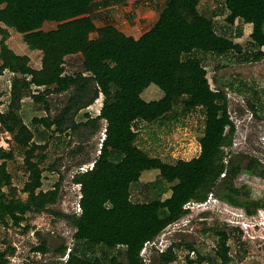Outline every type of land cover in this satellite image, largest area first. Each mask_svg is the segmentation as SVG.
Instances as JSON below:
<instances>
[{
  "label": "trees",
  "instance_id": "trees-1",
  "mask_svg": "<svg viewBox=\"0 0 264 264\" xmlns=\"http://www.w3.org/2000/svg\"><path fill=\"white\" fill-rule=\"evenodd\" d=\"M202 1L206 0H165L153 26L134 37L111 23L97 26L91 15L92 9L124 0H0V75L5 70L13 73L10 100L5 110L0 109V127L23 149L28 172L23 199L15 195L6 166L12 151L0 145V223L7 225L10 220L20 226L27 213L46 209L58 195L59 181L52 188H40L42 169L35 151L44 146L33 140L34 130L20 115L23 98L30 97L45 111L33 115L30 123L51 133L105 121L92 168L72 176L73 182L80 183L81 211L56 212L74 228L67 258L33 264H146L141 255L144 244L185 215L187 202H202L210 194L248 213L259 211V202L242 199L232 182L222 147L230 143L225 129L231 125L227 102L222 87L210 86L203 61L207 54L233 53L256 59L264 55V0H222L221 10L199 9ZM221 11L226 12L223 24L238 21L251 25L248 39L256 46L254 51L244 52L231 33L216 29L214 16ZM48 22L55 26L43 28ZM9 28L20 34L29 50L40 53L38 67L30 63L27 53L8 45ZM77 55L79 69L67 71ZM150 84L157 86L161 95L144 98L142 91ZM61 92L68 95L52 115L49 94ZM100 92L99 112L85 121H75L78 110L93 103ZM1 96L2 90L0 106ZM196 107L204 116L197 155L167 162L136 143L138 132L133 125L137 121L151 122L169 113L180 118ZM258 166L257 159L249 158L236 161L233 167L240 173ZM144 173L156 175L146 180L144 187L153 188L160 182L170 190L169 195L133 200L132 185ZM214 232L217 237L210 254L196 251L192 242L173 240L158 252L159 263L173 264L186 246L185 264H227L231 260L229 232L226 227ZM67 247L61 244L55 251L62 256ZM6 248L0 249V264L7 262ZM35 250L42 254L48 250L44 239ZM190 252L195 256L190 257Z\"/></svg>",
  "mask_w": 264,
  "mask_h": 264
},
{
  "label": "rangeland",
  "instance_id": "rangeland-1",
  "mask_svg": "<svg viewBox=\"0 0 264 264\" xmlns=\"http://www.w3.org/2000/svg\"><path fill=\"white\" fill-rule=\"evenodd\" d=\"M165 0H124L121 4L92 9L91 15L97 26L111 23L126 34L138 37L149 28L163 6ZM222 0H206L199 4V9H222ZM220 9V10H221ZM223 12V13H222ZM225 11L214 16L218 31H227L233 35L234 41L242 43L244 52L254 51V46L248 39L251 25L235 21L233 24H223L221 21ZM55 23L48 22L43 28H52ZM13 43L17 35V50L30 56V63L40 65V53L31 51L22 41L20 34L11 30ZM80 56L73 57L74 63L67 71L79 69ZM218 63V69L214 65ZM210 86L222 87L231 125L226 126L230 143L222 146L228 168L231 169V179L238 189L239 196L249 201H258V212H246L241 207H233L221 202L211 195L208 202L202 206L190 204L189 211L177 221L167 225L154 239L141 250L146 264H160L158 252L171 241L192 242L196 251L208 255L212 252L217 235L214 229L226 227L229 232L227 244L230 248L231 260L227 264H264V55L259 58H246L245 55L233 53L215 56L207 54L203 61ZM12 74L5 70L0 76L2 90L1 110H5L10 100V80ZM214 77H217L215 80ZM153 86V88H151ZM150 87V90H149ZM157 86L150 84L142 91V96L152 99L159 95ZM67 92L49 94L50 112L57 113ZM102 98L94 100L88 106L78 110L75 121H85L99 111ZM43 109H38L30 97L21 100L20 115L34 130L33 140L44 147L35 151L39 167L42 169V185L40 188H52L59 181L56 200L40 212L26 214V220L20 226L9 220L7 225L0 223V249H7L6 264H21L23 262L37 263L61 259L55 249L66 244L71 246L74 228L68 219L56 212L66 214L75 212L79 189L72 181V175L79 166L92 161L97 155L100 141L103 137L105 122L100 120L98 126L94 123L80 125L75 129L51 133L43 126L30 123L33 115H44ZM203 112L200 107L191 109L184 117H174L169 113L154 121H137L134 128L138 132L136 143L150 155L157 156L167 162L177 159H189L199 152V139L203 129ZM94 124V126H93ZM0 145L12 151V157L6 160V166L11 174V185L15 195L23 199L26 193L22 190L28 178V172L23 163V149L14 142L11 133L0 127ZM255 158L260 166L252 172L235 169L236 161H246ZM155 174H141L137 183L131 188V198L135 201L148 200L151 196L164 198L170 190L165 185L156 182L153 188L144 187V182L154 179ZM8 190L7 187H4ZM28 223L26 230L23 225ZM45 240L48 250L42 254L35 250L42 240ZM188 251L186 246L179 250L180 259L173 264H185L182 259ZM195 253L190 252V257ZM203 261L202 264H211ZM214 263V262H213ZM215 264V263H214Z\"/></svg>",
  "mask_w": 264,
  "mask_h": 264
},
{
  "label": "built area",
  "instance_id": "built-area-1",
  "mask_svg": "<svg viewBox=\"0 0 264 264\" xmlns=\"http://www.w3.org/2000/svg\"><path fill=\"white\" fill-rule=\"evenodd\" d=\"M83 74H88V72H87V71H84ZM100 97L102 98V93H101V92L99 93V95H98V97L95 99V101L98 100V99H100ZM101 102H102V100H101ZM100 104H101V103H100ZM100 107H101V105H100ZM100 107H99V109H100ZM98 112H99V111H98ZM98 112H97V113H98ZM104 122H105V121H104ZM104 131H105V125H104V130H103V136H104V134H105ZM102 138H103V137H102ZM93 163H94V160L92 159L91 162L86 163L85 165H81V166H79L75 173H77V172H83V171H86L87 169H91L92 166H93ZM75 173H74V174H75ZM72 176H73V175H72ZM75 183H76V182H75ZM76 185H77V189H79V195H78V201H79V198H80V196H81V192H80V183H76ZM210 198H211V194L207 197L206 200H204V201H202V202H194V201H190V202H187V203L185 204V206L188 207V206H190V204H195V205H197V206H202V205L206 204ZM78 201H77V204H76V210H75L76 213H79V212L81 211V208H80V205H79V202H78ZM146 244H147V243H145L144 245H146ZM69 250H70V246H68L67 249H66V251H65V253H64L62 256H60L61 260H65V259L67 258ZM160 250H162V249H160ZM144 260H145V259H144Z\"/></svg>",
  "mask_w": 264,
  "mask_h": 264
},
{
  "label": "crops",
  "instance_id": "crops-1",
  "mask_svg": "<svg viewBox=\"0 0 264 264\" xmlns=\"http://www.w3.org/2000/svg\"><path fill=\"white\" fill-rule=\"evenodd\" d=\"M157 17H158V14L156 15V18H155L153 24L155 23ZM153 24H152L151 26H153ZM151 26H150V27H151ZM147 29H148V28H147ZM11 30H14V29L9 28L10 36L7 38V43H8V45H9L12 49H14L15 51H17V52H19V53H22V52H20V51H18V50L16 49V48H17V45H18L17 35H16V39H15L14 43H13V40H11V37H12ZM15 32H17V31H15ZM17 33H18V32H17ZM18 34H19V33H18ZM4 72H5V71H4ZM9 72H10V71H9ZM10 73H11V72H10ZM0 76H1V75H0ZM153 85H154V84H153ZM151 88H153V86H152ZM149 90H150V87H149ZM159 95H161V91H160ZM159 95H158V96H159ZM155 98H156V97H155ZM144 174H145L146 176L149 175L148 173H144Z\"/></svg>",
  "mask_w": 264,
  "mask_h": 264
}]
</instances>
